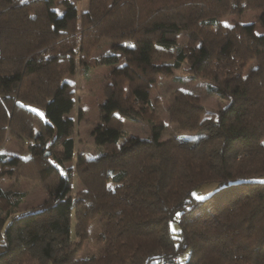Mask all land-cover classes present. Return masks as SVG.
<instances>
[{"label": "trees", "instance_id": "1", "mask_svg": "<svg viewBox=\"0 0 264 264\" xmlns=\"http://www.w3.org/2000/svg\"><path fill=\"white\" fill-rule=\"evenodd\" d=\"M58 3L61 13L54 0H0V140L10 124L8 134L19 128V139L44 145L37 156L0 151V166L12 160L14 171L27 168L31 179L54 175L42 204L0 217V264H264V181L257 179L264 175V38L238 22L247 8L264 11V0H88L82 11L73 0ZM225 14L234 21L223 23ZM181 32L188 40L178 46ZM103 38L127 44L87 59ZM76 52L84 70L112 67L123 57L128 70L106 77L117 113L94 128L102 150L77 156L84 188L74 197L73 174L61 171L74 153L73 124L65 117L73 91L56 78L62 71L56 65L62 57L70 64ZM188 57V78H201L227 103L208 117L196 94L173 92L168 113L177 134L163 139V123L148 120L146 136L119 144L122 117L135 120L150 107L138 85L157 83L163 69L181 68ZM202 127L209 132L188 136ZM56 142L60 149L51 148ZM207 184L216 187L197 199ZM9 195L0 190V199L17 206L21 195ZM43 214L47 229L32 230ZM94 216L103 222V253L76 258L80 244L71 232L83 239ZM43 242L45 262H33L29 246Z\"/></svg>", "mask_w": 264, "mask_h": 264}, {"label": "rangeland", "instance_id": "2", "mask_svg": "<svg viewBox=\"0 0 264 264\" xmlns=\"http://www.w3.org/2000/svg\"><path fill=\"white\" fill-rule=\"evenodd\" d=\"M60 0H54L53 8L56 9L58 13L62 12L63 6L59 4ZM77 10L82 11L88 5V0H73ZM220 20L225 24H230L234 21V17L230 14H225L223 17L220 16ZM240 23L244 24L250 32L257 36L264 38V11L259 8H247L242 12L239 18ZM188 36L186 33H179L178 35V46H183L186 44ZM127 44V41H122L119 43H112L109 39H102L100 43L93 46L90 51L86 54L87 59L100 56L103 52L108 49L119 51L123 49V46ZM79 46V45H76ZM231 44L227 43L224 49L226 52L230 50ZM78 48V47H77ZM65 61H61L56 65V69H62L60 74L56 77L60 82L68 84L73 91V106L65 115L67 119L72 122V131L70 136L74 140V153L73 156L63 162L61 171L64 173L66 169H70L72 175V196L77 197L79 193L83 190V184L80 181V177L77 174L76 160L78 155L83 156H95L98 151L102 150V146L94 141V128L99 126H105V121L109 115L112 113H117L115 108L109 102L110 100L105 93V82L107 76L111 73L127 72L128 67L126 65V59L123 57L116 65L106 66V65H95L90 66L86 70L83 69V65L80 63L81 56L79 52H76L75 57L70 60V64ZM85 58V59H86ZM160 61V60H159ZM158 61V62H159ZM173 57L165 59V63L171 64ZM192 61L191 57L185 59L182 63L181 68L173 69L169 68L163 69V76L159 78L157 83L138 85L137 91L140 93L141 97L146 98L150 107L145 108L144 111L139 109L140 114H138L135 120L129 118H123V122L120 124L121 136L118 138V143H128L133 138L144 137L147 134L148 120L151 122H162L163 129L161 131L162 138L165 139L171 135L178 133L175 125L169 119L168 107L171 101L173 92H192L197 95L198 101L204 106L207 113L206 116L213 117L216 110L221 106L226 104V100L218 96L215 91L209 90L207 88L206 82L201 78L196 80H190L187 73L185 72ZM92 63V62H90ZM255 62L253 60L249 61L243 68V74H246L249 68L253 67ZM70 65V66H69ZM167 67V66H166ZM68 68V69H67ZM171 73V75H168ZM112 75V74H111ZM202 77V76H200ZM203 78V77H202ZM129 82H124L123 91L124 94L129 92ZM113 123L118 124V121L114 120ZM5 136L0 140V151L9 154L11 157H16L18 153H29L32 156H37L42 153V147L44 146L41 142H37L28 136L26 139H19L17 133L8 134L11 125L6 124ZM15 129V130H16ZM34 131V129H31ZM21 132V131H20ZM209 132L208 127H202L200 130L189 133V137L199 138V135H204ZM28 133V131H27ZM109 136V135H107ZM51 142V138L47 140L46 147ZM53 149H60L61 145L56 142L54 143ZM44 150V149H43ZM50 152L49 148L45 151ZM45 156V155H44ZM13 161H9L7 165L3 164L0 166V190L2 192H8L11 196L20 197V201L17 206L13 207L10 205L9 201L0 199V217L5 219L6 212L8 209H14L17 213L31 210L42 204L48 196L46 185L53 183L54 175H48L47 171H43L39 176L35 175V179L27 177V175L33 177L28 169L15 168L11 166ZM32 168H34L31 165ZM22 170V171H21ZM23 172L18 174L19 172ZM44 179V183L38 181ZM257 179L264 181V175L258 176ZM216 184H207L203 187L198 188L195 192L197 197H202L208 192L213 190ZM10 218V217H9ZM47 215L38 216L35 225L40 227L39 229L45 231L47 229ZM71 223L73 226V217H71ZM171 228H176L175 220H171ZM35 230V229H34ZM103 230V222L98 216H94L88 221L85 237L80 239L75 232H71V240L78 242L80 244L79 249L75 253L76 258H83L86 256L93 255L95 257H100L103 253L104 241L100 238V233ZM47 239V238H46ZM44 244V245H43ZM47 243H41L36 246H29V251L32 253L33 262L40 260L45 262V255L43 253V247ZM43 245V246H41ZM24 257H28V254H24ZM21 257L24 259L23 255ZM183 259V256H181ZM27 262H31L30 260Z\"/></svg>", "mask_w": 264, "mask_h": 264}, {"label": "snow or ice", "instance_id": "3", "mask_svg": "<svg viewBox=\"0 0 264 264\" xmlns=\"http://www.w3.org/2000/svg\"><path fill=\"white\" fill-rule=\"evenodd\" d=\"M197 199H203V197H197Z\"/></svg>", "mask_w": 264, "mask_h": 264}, {"label": "water", "instance_id": "4", "mask_svg": "<svg viewBox=\"0 0 264 264\" xmlns=\"http://www.w3.org/2000/svg\"><path fill=\"white\" fill-rule=\"evenodd\" d=\"M48 152H46V154H47Z\"/></svg>", "mask_w": 264, "mask_h": 264}]
</instances>
